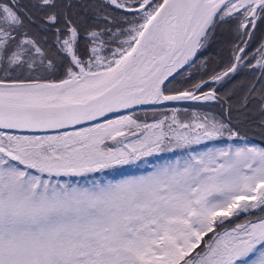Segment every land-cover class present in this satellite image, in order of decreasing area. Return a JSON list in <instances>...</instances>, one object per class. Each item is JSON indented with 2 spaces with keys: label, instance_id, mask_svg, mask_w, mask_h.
Wrapping results in <instances>:
<instances>
[{
  "label": "snow or ice",
  "instance_id": "6c2138e0",
  "mask_svg": "<svg viewBox=\"0 0 264 264\" xmlns=\"http://www.w3.org/2000/svg\"><path fill=\"white\" fill-rule=\"evenodd\" d=\"M137 4L138 19L113 32L109 25H116V17L108 8L124 9L127 0H104L91 22L62 11L57 0H0V264H264V216L215 232L218 223L241 212H264V148L209 149L116 181L58 179L102 173L225 133L239 137L230 123L206 116L183 123L173 114L167 130V116L143 125L131 115L108 118L135 105L215 99L214 92L167 95L162 86L206 45L217 23L230 19L237 21L239 43L232 62L211 80L258 67L260 87L247 89L241 107L255 103L264 116V42L249 51L257 20L264 23V0ZM37 24L55 30L64 77L59 82L22 78L25 69L29 77L35 70L37 56L42 66L47 60L46 70H56L25 30ZM117 33L127 39L110 57L103 55L112 42L105 37ZM193 87L199 91L203 83ZM86 123L91 126L82 127ZM126 128L140 138L117 141ZM208 233L213 235L202 251L190 255Z\"/></svg>",
  "mask_w": 264,
  "mask_h": 264
},
{
  "label": "trees",
  "instance_id": "16d2710c",
  "mask_svg": "<svg viewBox=\"0 0 264 264\" xmlns=\"http://www.w3.org/2000/svg\"><path fill=\"white\" fill-rule=\"evenodd\" d=\"M132 6H137V0H130ZM37 0H20L23 5H31L36 3ZM61 5V10L66 11L72 16H81L88 18L89 22L96 18L99 11L98 6L104 3V0H57ZM156 2V0H153ZM70 5V7H69ZM27 10V9H26ZM109 12H112L116 17V25H109L112 27L113 32H117V27L127 29L131 25L126 21H136L140 15L138 11H126L122 9L113 12V6H109ZM31 14L39 15L35 9L31 10ZM102 17L105 13L100 11ZM236 25L237 21L230 19L224 23H217L215 28L209 33V39L206 45L199 49L196 56L193 57L191 63L172 78L164 87L166 93H173L179 91H194L201 94L214 92L215 99L205 100L204 102L197 103H181L178 105L155 107V108H142L133 110L131 112L121 115H131L134 120L139 124H153L158 120L164 119L165 116L169 119L165 122V130L167 125L171 123V117L175 114L176 119L183 123H192L197 120H202L205 116L209 119L224 120L231 124V127L239 132V137L228 139V134L225 133L223 137L202 140L199 143H192L186 147L172 148L164 152L153 153L151 156L143 157L141 160L123 166H117L112 169H107L98 176L87 174L85 177H65L61 182L69 181L72 183H79L81 185L87 184L90 180H119L125 175H136L146 173L154 169L160 163H169L172 159L190 158L191 155L197 153H206L209 149L227 148L229 145L235 147H260L264 148V127H261V116L258 106L255 103H249L248 109L244 110L241 107L242 98L247 92V89L256 84L259 89L260 84L257 83V78L260 75V70L257 67L255 70L251 67H242L235 75L226 77L219 82H213L211 77L217 73L222 72L231 62L233 54V45L239 43L236 38ZM105 25L100 24L103 28ZM25 30L29 33L30 37L35 39L45 55L51 59L55 65V71L46 70L47 60L42 66L39 64V57L37 56V66L34 71L29 73L27 69L24 70L22 78L39 80L43 82L59 81L63 77V71L60 68L61 61L58 59L56 50L54 29L45 30L38 24L34 27L26 25ZM106 40L111 39L108 47H118L121 42L127 39L126 35H117L115 37H105ZM264 42V23L257 20L256 28L253 30V37L249 42V51L253 52ZM86 49V44L82 40L80 43V51L83 54ZM107 50H109L107 48ZM34 55H36L34 53ZM87 56L85 55L84 58ZM255 65V61H252ZM18 74L13 73V77ZM203 83L201 90L197 91L193 86ZM234 85L233 87L231 86ZM232 89H229V87ZM232 90V94L227 95V91ZM119 116V115H118ZM117 116L109 119H115ZM104 122V121H103ZM173 127H176L173 125ZM184 131L183 129H177ZM109 140L105 141L106 145ZM113 147V146H111ZM57 179V178H53ZM263 213V212H262ZM246 214L234 215L226 219L222 224L218 223L215 227V232L219 233L231 227L235 220L242 221ZM255 216H259L256 213ZM264 216V214L262 215ZM254 217V216H252ZM213 233H208L204 240L201 241L199 248L194 249L190 255H195L201 252L205 247V242L210 239Z\"/></svg>",
  "mask_w": 264,
  "mask_h": 264
},
{
  "label": "water",
  "instance_id": "95a60500",
  "mask_svg": "<svg viewBox=\"0 0 264 264\" xmlns=\"http://www.w3.org/2000/svg\"><path fill=\"white\" fill-rule=\"evenodd\" d=\"M193 59V58H192ZM192 59L187 63V64H184L182 67H178L171 76L168 77V79L165 81L164 85L162 86L163 88L165 87V85L172 79L174 78L177 74H179L182 70H184L192 61ZM41 83H44L43 81H40ZM180 92H184V91H179V92H174V93H165L167 95H177L179 94ZM195 95H203V94H200V93H196L194 91H192ZM205 100L201 99V100H187V101H166L162 104H144V105H135L133 106V108L131 109H126V110H120V112L118 113H111L109 114L108 118H111V117H114V116H118V115H121V114H125V113H128V112H131L133 110H136V109H141V108H155V107H163V106H171V105H178V104H181V103H197V102H204ZM103 121V120H101ZM100 122V121H99ZM87 125H90V123H86L85 125H82L83 126H87ZM78 127H81V126H77ZM68 131L69 130H73V129H67ZM5 131H8L9 133H14V134H24V135H33V134H39V135H42V134H55V132H48V133H31V132H27V131H21V130H5Z\"/></svg>",
  "mask_w": 264,
  "mask_h": 264
},
{
  "label": "rangeland",
  "instance_id": "374dc122",
  "mask_svg": "<svg viewBox=\"0 0 264 264\" xmlns=\"http://www.w3.org/2000/svg\"><path fill=\"white\" fill-rule=\"evenodd\" d=\"M129 8H131L132 10H135V11H138V12H140L141 13V11L142 10H138V6H132V7H130V6H128V7H126V8H124V9H122V10H129ZM111 56V54L109 55V57ZM103 123V122H102ZM88 126H91V125H87V126H84V127H88ZM125 130V129H124ZM127 133H130V135L128 136V137H126V138H121V137H117V141H118V139L119 140H124L126 143H128V142H131V141H133V140H135V139H137V138H140V137H136V135H132V131L131 132H127ZM126 134V133H125ZM131 137V138H130ZM129 138V139H128ZM117 141H113V140H109L108 142H107V145L108 146H113V147H116L117 146ZM197 154H200V153H197ZM186 159H188V158H181V159H179L181 162H183L184 160H186ZM175 160H177V159H172L171 160V162H174ZM170 163V162H169ZM164 164H166V163H160V164H158V165H156L155 167H154V169L153 170H151V171H148V172H146V173H140V174H134V175H132V176H140V175H147L149 172H152V171H154L156 168H158V167H160V166H162V165H164ZM126 177H130L129 175H125V176H122L120 179H123V178H126ZM119 179V180H120ZM101 182H106V180H102ZM256 213H258V215L259 216H255L256 215ZM242 214H246L245 215V217H244V219H242V221H239V220H235L234 222H233V224H232V226L231 227H229V226H227V229L226 230H231V229H233L234 227H236V225L237 224H244V223H247V222H249V221H251V222H258V219L260 218V217H262V215L264 214V212L262 213L261 211H260V209H255V210H252V211H250V212H248V213H244V212H241L240 213V215H242ZM252 216H254V217H252ZM230 218V217H229ZM225 231V230H224ZM224 231H221V232H219V233H223Z\"/></svg>",
  "mask_w": 264,
  "mask_h": 264
},
{
  "label": "flooded vegetation",
  "instance_id": "af4514ba",
  "mask_svg": "<svg viewBox=\"0 0 264 264\" xmlns=\"http://www.w3.org/2000/svg\"><path fill=\"white\" fill-rule=\"evenodd\" d=\"M131 4V1L130 0H127V5L128 6H130V7H132V5H130ZM138 6V5H137ZM117 47H108V49L109 50H107L106 49V51L103 53V55H106V56H109L110 54H111V51H113V50H115ZM85 59H87V57L85 58ZM231 86L233 87L234 85H232L231 84ZM229 87V89H232V87ZM229 89H228V91H227V95H230V94H232L233 92H232V90L231 91H229ZM166 93V92H165ZM199 93H201V92H199ZM102 123V122H101ZM73 130H76V129H73ZM72 130V131H73ZM125 131V136L124 137H121L122 139L123 138H126V137H128L129 135H130V133H127V132H131V131H137V130H135V129H132L131 131L129 130V129H125L124 130ZM10 134H13V133H10ZM14 135H19V134H14ZM141 136V133L139 132V131H137V135H136V137H140ZM131 138V137H130ZM129 139V138H128ZM119 140V139H118ZM111 141V140H110ZM89 175H95V176H98L99 175V173H95V174H89ZM65 177H60V179L61 180H63Z\"/></svg>",
  "mask_w": 264,
  "mask_h": 264
},
{
  "label": "bare ground",
  "instance_id": "6f19581e",
  "mask_svg": "<svg viewBox=\"0 0 264 264\" xmlns=\"http://www.w3.org/2000/svg\"><path fill=\"white\" fill-rule=\"evenodd\" d=\"M53 82H59V81H53ZM142 109V108H141ZM137 110V109H136Z\"/></svg>",
  "mask_w": 264,
  "mask_h": 264
}]
</instances>
